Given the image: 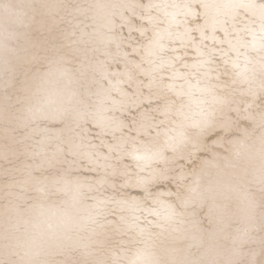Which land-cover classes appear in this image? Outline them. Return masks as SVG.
Returning <instances> with one entry per match:
<instances>
[{"label": "snow or ice", "instance_id": "obj_1", "mask_svg": "<svg viewBox=\"0 0 264 264\" xmlns=\"http://www.w3.org/2000/svg\"><path fill=\"white\" fill-rule=\"evenodd\" d=\"M0 264H264V0H0Z\"/></svg>", "mask_w": 264, "mask_h": 264}]
</instances>
